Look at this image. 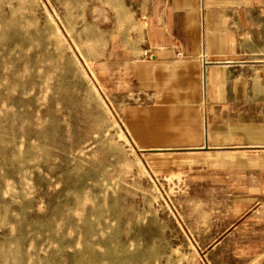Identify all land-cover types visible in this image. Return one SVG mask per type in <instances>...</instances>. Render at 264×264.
I'll return each mask as SVG.
<instances>
[{"label":"rangeland","instance_id":"374dc122","mask_svg":"<svg viewBox=\"0 0 264 264\" xmlns=\"http://www.w3.org/2000/svg\"><path fill=\"white\" fill-rule=\"evenodd\" d=\"M117 1L0 0V264H264V187L158 150Z\"/></svg>","mask_w":264,"mask_h":264},{"label":"crops","instance_id":"0c3cea01","mask_svg":"<svg viewBox=\"0 0 264 264\" xmlns=\"http://www.w3.org/2000/svg\"><path fill=\"white\" fill-rule=\"evenodd\" d=\"M117 3L139 28V52L131 44L126 59L140 63V93L192 135L158 150L201 157L206 172L252 176L263 188L264 0Z\"/></svg>","mask_w":264,"mask_h":264}]
</instances>
